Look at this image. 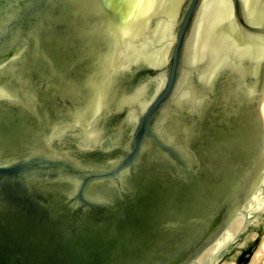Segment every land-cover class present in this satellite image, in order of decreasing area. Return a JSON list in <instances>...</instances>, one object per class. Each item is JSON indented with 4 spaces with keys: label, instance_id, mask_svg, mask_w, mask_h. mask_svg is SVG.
<instances>
[{
    "label": "water",
    "instance_id": "95a60500",
    "mask_svg": "<svg viewBox=\"0 0 264 264\" xmlns=\"http://www.w3.org/2000/svg\"><path fill=\"white\" fill-rule=\"evenodd\" d=\"M263 184L264 0H0V264H200Z\"/></svg>",
    "mask_w": 264,
    "mask_h": 264
},
{
    "label": "rangeland",
    "instance_id": "374dc122",
    "mask_svg": "<svg viewBox=\"0 0 264 264\" xmlns=\"http://www.w3.org/2000/svg\"><path fill=\"white\" fill-rule=\"evenodd\" d=\"M251 210L253 213L249 215L243 228L229 236L226 243L213 252L206 264H264V234L250 256L243 262L246 251L257 239V229L264 224V184Z\"/></svg>",
    "mask_w": 264,
    "mask_h": 264
},
{
    "label": "bare ground",
    "instance_id": "6f19581e",
    "mask_svg": "<svg viewBox=\"0 0 264 264\" xmlns=\"http://www.w3.org/2000/svg\"><path fill=\"white\" fill-rule=\"evenodd\" d=\"M242 225H243L242 220H239V221L235 222L234 225H233V227H231V230H230V231L226 234V236L224 237L225 241L222 240V245L226 243V241L228 240L229 236L235 234L236 232H239V230H240L241 228H243ZM236 228H238V230H237ZM239 228H240V229H239ZM259 229H260V230H259ZM235 230H236V231H235ZM257 234H258V235H257V239H256L255 243H253L252 245H250L249 249L246 251L245 256H244V260H246V259L250 256V254H251L252 251L255 249L256 245L258 244V242L262 239V235L264 234V224H261V227L257 229ZM217 245H218V244H217ZM220 247H221V246H220ZM220 247H219V248H220ZM217 249H218V247L214 246V248L211 250V252H209V253L207 254L206 257L211 256V255L213 254V252H214L215 250H217ZM206 257H205V259H206ZM203 259H204V258H203ZM203 259H202V262L205 260V259H204V260H203ZM244 260H243V262H244Z\"/></svg>",
    "mask_w": 264,
    "mask_h": 264
}]
</instances>
